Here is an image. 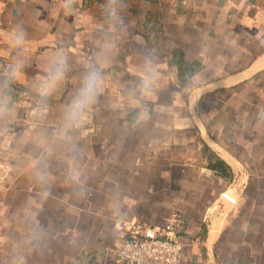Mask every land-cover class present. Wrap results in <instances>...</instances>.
<instances>
[{"label": "crops", "instance_id": "0c3cea01", "mask_svg": "<svg viewBox=\"0 0 264 264\" xmlns=\"http://www.w3.org/2000/svg\"><path fill=\"white\" fill-rule=\"evenodd\" d=\"M105 4L0 0V264H65L175 216L187 264H264V0H125L114 32ZM105 45L103 91L62 132ZM58 53L66 79L42 106L36 84ZM148 57L154 87L138 103ZM229 188L237 201L209 218Z\"/></svg>", "mask_w": 264, "mask_h": 264}, {"label": "clouds", "instance_id": "9594fccd", "mask_svg": "<svg viewBox=\"0 0 264 264\" xmlns=\"http://www.w3.org/2000/svg\"><path fill=\"white\" fill-rule=\"evenodd\" d=\"M125 3V0H106L104 6V15L107 19L108 29L110 32H114L117 27L122 23L121 10ZM76 4V0H63V7L67 13H71ZM26 34L20 27L12 29L10 33L11 45L15 48H22L25 44ZM109 47L105 45L102 47L100 53V59L96 63H90L87 66L79 87L76 90L75 95L65 108L62 132L73 128L82 127L88 119L89 113L92 107L97 103L98 98L103 91V58L108 55ZM67 57L62 53H58L51 61L47 74L36 84V91L41 98L42 106L43 102L53 95L64 83L66 74L68 72ZM154 63L151 57H148L145 64L144 77L139 85V97L138 103L150 97L153 91V71ZM23 68V63H16L9 67L7 76L5 77V84L10 85L12 82L18 79ZM2 87V85H0ZM141 113V118H143ZM253 120L258 123L264 124V110H257L254 114ZM253 121H249V127L252 126ZM67 138V137H66ZM36 179L44 184L47 183V172L43 168H38L35 172ZM72 179L76 183H80V176L78 171H73ZM47 191L43 193L47 196ZM22 264V261H21Z\"/></svg>", "mask_w": 264, "mask_h": 264}, {"label": "built area", "instance_id": "2783aa9c", "mask_svg": "<svg viewBox=\"0 0 264 264\" xmlns=\"http://www.w3.org/2000/svg\"><path fill=\"white\" fill-rule=\"evenodd\" d=\"M181 229L176 216L164 225H134L127 237L113 241L107 253L125 264H187L182 256Z\"/></svg>", "mask_w": 264, "mask_h": 264}, {"label": "water", "instance_id": "95a60500", "mask_svg": "<svg viewBox=\"0 0 264 264\" xmlns=\"http://www.w3.org/2000/svg\"><path fill=\"white\" fill-rule=\"evenodd\" d=\"M235 203V197L231 189L221 193L219 199L209 211V218H215L225 212L230 205ZM107 257V249L105 246L101 247L98 251L89 253L78 259L69 261L65 264H104Z\"/></svg>", "mask_w": 264, "mask_h": 264}]
</instances>
